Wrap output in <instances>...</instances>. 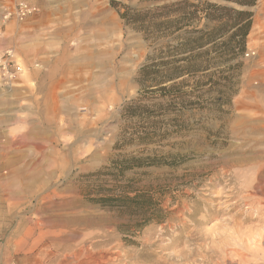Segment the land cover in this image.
Here are the masks:
<instances>
[{
	"label": "rangeland",
	"instance_id": "374dc122",
	"mask_svg": "<svg viewBox=\"0 0 264 264\" xmlns=\"http://www.w3.org/2000/svg\"><path fill=\"white\" fill-rule=\"evenodd\" d=\"M201 1L254 16L238 72L199 91L139 75L153 46L110 0L25 53L0 12V53L24 69L0 85V264H264V40L251 35L264 0ZM133 159L154 164L121 172ZM137 193L152 198L144 214L102 201Z\"/></svg>",
	"mask_w": 264,
	"mask_h": 264
},
{
	"label": "trees",
	"instance_id": "16d2710c",
	"mask_svg": "<svg viewBox=\"0 0 264 264\" xmlns=\"http://www.w3.org/2000/svg\"><path fill=\"white\" fill-rule=\"evenodd\" d=\"M148 1L170 3L140 10L131 8L120 0H110V6L117 10L124 23L146 34L153 46V54L148 58L149 63L139 72L141 77H151L156 85H160L162 82L177 81L188 76L196 79L193 88L194 91H199L203 90L205 85L213 83L216 75H221L222 80L227 81L229 76L225 77V74L232 72L230 79L235 76L240 64L232 65V62L246 51L247 38L253 24V12L201 0H195L197 2L194 3L190 0ZM221 1L249 8L255 6L258 0ZM203 20L205 23L201 27ZM166 57L170 60L165 61ZM185 83L186 80L175 82L171 92L176 95L183 90ZM226 86L222 85L224 88ZM164 90L165 87L159 89ZM201 97L202 95L198 98ZM146 162L133 159L131 165L122 162L118 168L124 172L147 166ZM150 164L153 165L154 162ZM102 201L114 202L118 207L143 214L153 206L152 198L147 193H137L132 198L122 194L118 199L108 197ZM157 220H160L159 217Z\"/></svg>",
	"mask_w": 264,
	"mask_h": 264
},
{
	"label": "crops",
	"instance_id": "0c3cea01",
	"mask_svg": "<svg viewBox=\"0 0 264 264\" xmlns=\"http://www.w3.org/2000/svg\"><path fill=\"white\" fill-rule=\"evenodd\" d=\"M30 1L38 9L35 15L31 16L23 23H17L16 21L3 23L6 26V30L8 29V27H12V30H10V32L17 33L18 49L20 51H23L24 53L26 52V50L28 51L35 48L37 43H39L43 47L51 46V44H53V40L59 38L60 35L67 33L66 28L72 27L75 20H78V22L75 24L82 26L83 22H81L80 20L82 17V13L84 12L83 9H85L87 6L89 7L90 2V0ZM60 26H63V28H61ZM257 27L258 33H256L257 29H255L254 24L253 31L255 30V32L251 33V35L254 34L261 40H264V20L263 23L262 21L259 22ZM56 43L58 42H55V44ZM261 50L262 55H264V42Z\"/></svg>",
	"mask_w": 264,
	"mask_h": 264
},
{
	"label": "built area",
	"instance_id": "2783aa9c",
	"mask_svg": "<svg viewBox=\"0 0 264 264\" xmlns=\"http://www.w3.org/2000/svg\"><path fill=\"white\" fill-rule=\"evenodd\" d=\"M38 9L30 0H2L1 20L3 23L16 21L23 23L37 13ZM247 57L249 54L246 55ZM24 72L19 64L14 49H7L0 53V85H9Z\"/></svg>",
	"mask_w": 264,
	"mask_h": 264
},
{
	"label": "bare ground",
	"instance_id": "6f19581e",
	"mask_svg": "<svg viewBox=\"0 0 264 264\" xmlns=\"http://www.w3.org/2000/svg\"><path fill=\"white\" fill-rule=\"evenodd\" d=\"M107 25V24H106ZM114 26V25H113ZM115 28V27H114ZM24 70V69H23ZM262 169V168H261ZM264 175V174H263ZM254 196H257V203H263L264 202V182L259 181L258 185L255 187L254 190ZM253 195V193H252ZM250 195V196H252ZM258 205V204H257ZM261 206V205H260ZM257 207V206H256ZM259 209V208H258ZM258 212V211H257ZM248 237V236H247ZM251 237V236H250ZM246 239V238H245ZM252 239V238H251ZM261 240V239H260ZM250 244V243H249ZM264 246V244H263ZM258 250V249H257ZM263 250V249H262ZM43 251V250H42ZM42 253V252H41ZM254 253V252H253Z\"/></svg>",
	"mask_w": 264,
	"mask_h": 264
}]
</instances>
